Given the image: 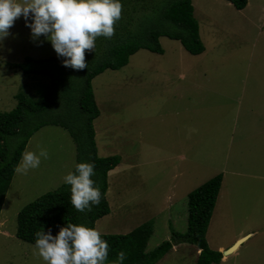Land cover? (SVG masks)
Returning a JSON list of instances; mask_svg holds the SVG:
<instances>
[{
  "label": "rangeland",
  "instance_id": "1",
  "mask_svg": "<svg viewBox=\"0 0 264 264\" xmlns=\"http://www.w3.org/2000/svg\"><path fill=\"white\" fill-rule=\"evenodd\" d=\"M192 1L204 53L194 55L181 41L162 36L164 53L141 49L123 68L93 79L101 111L94 121L99 155L122 158L109 172L111 212L96 229L125 235L149 223L151 251L174 232L187 231L189 193L222 173L208 244L224 254L219 246L252 233L219 264H264V125L257 127V139H249L251 133L234 123L236 115L239 124L244 116L264 118V0H249L243 10L227 0ZM160 14L153 23L160 24ZM9 33L0 41V111L14 108L21 91L37 98L45 82L12 64L57 56L43 36L33 39L23 17ZM248 108L253 112L244 115ZM40 148L48 159L27 174L15 172L4 201L0 197V264H46L34 244L17 238V214L64 184L76 165V146L66 129L47 125L25 151ZM182 244L157 264H196L197 246Z\"/></svg>",
  "mask_w": 264,
  "mask_h": 264
},
{
  "label": "trees",
  "instance_id": "2",
  "mask_svg": "<svg viewBox=\"0 0 264 264\" xmlns=\"http://www.w3.org/2000/svg\"><path fill=\"white\" fill-rule=\"evenodd\" d=\"M238 10L247 7L249 0H227ZM122 12L114 23L111 38L98 36L92 52L85 50L87 67L73 69L62 64L63 58L36 59L30 56L24 62L11 66L26 75H43L45 82L38 89L37 98L24 92L14 95L16 105L9 111H0V197L5 199L21 159L31 137L47 125L60 126L68 131L76 146V164L93 162L95 175L91 177L101 190V199L91 211H77L71 204L70 185L65 183L25 205L17 214L16 236L35 244L37 231L52 228L56 235L67 222L84 224L96 229V222L111 212L107 199L109 172L122 161L118 155H99L94 121L101 111L93 88V79L107 69L119 70L130 57L141 49L164 53L160 43L162 36L181 41L185 49L194 55L205 52L206 46L200 33L192 0H121ZM160 11V24L152 22ZM75 170V168H74ZM223 184V174L200 185L188 195V228L185 233H173L151 251L147 243L152 227L145 223L128 234H101L109 244L105 264L116 261L119 251H124L123 264H156L174 245L189 243L201 252L196 264H219L224 255L210 248L208 228ZM2 201V202H3Z\"/></svg>",
  "mask_w": 264,
  "mask_h": 264
},
{
  "label": "clouds",
  "instance_id": "3",
  "mask_svg": "<svg viewBox=\"0 0 264 264\" xmlns=\"http://www.w3.org/2000/svg\"><path fill=\"white\" fill-rule=\"evenodd\" d=\"M121 12V0H0V41L23 17L33 39L43 36L50 41L65 67L84 69L88 66L85 50L93 51L98 36H113L114 23ZM48 157L45 148L38 152L26 150L15 171L27 174ZM94 175L93 162H80L63 177L64 183L70 185L71 204L79 212L91 211L100 203L101 190L91 178ZM35 236L34 248L46 264H105L108 259V242L97 229L84 224L67 222L56 235L49 227L47 231H37ZM125 259L121 250L111 264H123Z\"/></svg>",
  "mask_w": 264,
  "mask_h": 264
},
{
  "label": "crops",
  "instance_id": "4",
  "mask_svg": "<svg viewBox=\"0 0 264 264\" xmlns=\"http://www.w3.org/2000/svg\"><path fill=\"white\" fill-rule=\"evenodd\" d=\"M232 4V3H231ZM249 5V4H248ZM246 113H243L244 115L246 114V115H250V113L251 112H253V110H251V108H248L246 111H245ZM239 113H242V111H241V109H240V107H238V110H237V114H239ZM241 115V114H240ZM239 117L236 121H234V123H235V127H238V128H240V127H242V129H244L243 131H245V132H249V133H251V135H250V138L249 139H257L258 137L256 136V134H257V127H261V126H263L264 125V118H262V117H257V116H254V115H252V117L248 120V121H246V118H245V116H244V118H243V120H242V122L239 124V122H240V116L239 115H236V117ZM258 132H261L260 130L258 131ZM253 134V135H252ZM233 139V137H232V132H231V140ZM249 139H243L244 141L245 140H249ZM118 167V166H117ZM113 171V170H112ZM111 171V172H112ZM250 234H252V233H247V234H244V235H242V236H240V237H238L231 245H233L236 241H238V240H240V239H242V238H247ZM185 244H179V245H174V247H173V249H172V251H174V252H178L179 250H180V248H181V246H184ZM230 245V246H231ZM230 246H228V247H230ZM228 247H224V246H219L218 247V249L219 250H226V249H228ZM198 248V247H197ZM200 252H201V250L198 248L197 249V254H198V257H199V254H200ZM235 252V251H234ZM233 252V253H234ZM226 258V256L222 259V261L224 260ZM158 263V262H157ZM156 263V264H157Z\"/></svg>",
  "mask_w": 264,
  "mask_h": 264
},
{
  "label": "water",
  "instance_id": "5",
  "mask_svg": "<svg viewBox=\"0 0 264 264\" xmlns=\"http://www.w3.org/2000/svg\"><path fill=\"white\" fill-rule=\"evenodd\" d=\"M245 239H246V237L240 239V240H239L236 244H234L232 247L226 249V250L224 251V254H223V255L225 256V255H229V254H231L232 249H234L239 243H242V241H244Z\"/></svg>",
  "mask_w": 264,
  "mask_h": 264
},
{
  "label": "bare ground",
  "instance_id": "6",
  "mask_svg": "<svg viewBox=\"0 0 264 264\" xmlns=\"http://www.w3.org/2000/svg\"><path fill=\"white\" fill-rule=\"evenodd\" d=\"M242 242H243V241H242ZM239 244H240V243H239ZM239 244H238L234 249H232L231 253H233L234 251L237 250V248L239 247Z\"/></svg>",
  "mask_w": 264,
  "mask_h": 264
}]
</instances>
